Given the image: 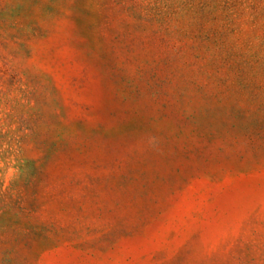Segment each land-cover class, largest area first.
Wrapping results in <instances>:
<instances>
[{
  "label": "rangeland",
  "instance_id": "1",
  "mask_svg": "<svg viewBox=\"0 0 264 264\" xmlns=\"http://www.w3.org/2000/svg\"><path fill=\"white\" fill-rule=\"evenodd\" d=\"M0 264H264V0H0Z\"/></svg>",
  "mask_w": 264,
  "mask_h": 264
}]
</instances>
